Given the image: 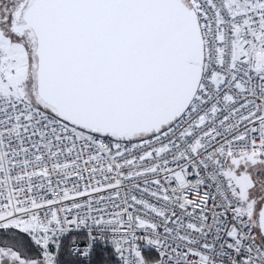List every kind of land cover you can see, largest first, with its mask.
<instances>
[{
  "label": "snow or ice",
  "instance_id": "snow-or-ice-1",
  "mask_svg": "<svg viewBox=\"0 0 264 264\" xmlns=\"http://www.w3.org/2000/svg\"><path fill=\"white\" fill-rule=\"evenodd\" d=\"M0 264H264V0H0Z\"/></svg>",
  "mask_w": 264,
  "mask_h": 264
}]
</instances>
